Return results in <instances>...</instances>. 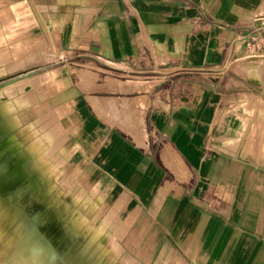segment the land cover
Returning a JSON list of instances; mask_svg holds the SVG:
<instances>
[{"label":"crops","instance_id":"crops-1","mask_svg":"<svg viewBox=\"0 0 264 264\" xmlns=\"http://www.w3.org/2000/svg\"><path fill=\"white\" fill-rule=\"evenodd\" d=\"M263 19L264 0H0V74L35 59L97 66L84 74L106 78L95 85L35 93L68 111L59 139L83 142L84 164L130 207L132 235L169 237L191 264H264V165L253 162L264 117L251 99L264 86L240 66ZM226 68L246 83L206 81ZM40 77L16 85L30 93Z\"/></svg>","mask_w":264,"mask_h":264},{"label":"rangeland","instance_id":"rangeland-1","mask_svg":"<svg viewBox=\"0 0 264 264\" xmlns=\"http://www.w3.org/2000/svg\"><path fill=\"white\" fill-rule=\"evenodd\" d=\"M34 1V0H32ZM247 50V48H246ZM255 57L264 58L262 52H250L247 50L243 58L248 59V62L242 61V65L251 63V59ZM243 60V59H241ZM84 61H63L59 62L54 60H38L35 59L33 62L28 63V68L21 71V68L14 70L10 75L0 74V90L5 87L16 83V82H28L38 75L35 83L36 88L33 92L23 95L18 98L15 97L17 89L14 86L7 87L0 92V97L7 96L9 98H18L15 100L16 105H11L8 102L5 107L8 111H13L16 106H19V114L22 117L24 124L35 125L40 131L44 138V143L48 147V153L53 155L56 159L57 175L56 179L59 184L61 191L63 192L64 198L70 202H79L81 198H87L90 203L98 204L99 209L95 210L93 220L95 223H103L110 231L108 240V246L112 249L114 254L119 256L117 264H191L187 263V254L182 251L181 246L174 244L171 238L163 235L159 236H143V235H132L131 229L127 227L130 225L125 218L130 215V207L125 206L120 193L112 188H107L108 183L105 182V177H102L99 173H93L89 165L84 164L83 150L80 147L83 142H74L68 140H61L62 127H66L68 121V115L66 109H57L52 106L56 104V98H54L51 91L41 92L40 94L35 93V90H43L50 87L52 84H64V85H75L83 90L85 84L95 85L99 83L101 79H106L100 76H85V70L88 68L97 67L95 65H85ZM59 68V73L52 76V69ZM75 69L73 75H69L71 70ZM223 75L221 79H212L211 76H216L217 73H211L206 81L215 88H218L219 82H224L225 86L231 87L243 86L246 82L244 81V75L239 69V79L235 81H229L228 78L232 77L233 73L229 69L222 71ZM162 80L161 78L154 79L155 84H158ZM218 81V82H217ZM192 82L200 83V79H189L183 81V83ZM254 82V81H253ZM249 85V84H246ZM264 86V84H263ZM258 89L255 85L250 89ZM242 88H236V92H239ZM175 84L170 91H178ZM181 91V90H179ZM243 99V97H241ZM255 103V102H253ZM257 104V103H255ZM260 115L264 117V104H259ZM254 114V109H253ZM39 136L38 140L35 141V146L39 145L42 138ZM264 137V130H263ZM238 142V140H236ZM256 145L262 147L261 144ZM219 143L216 142L215 145ZM255 142L253 139L247 143V151H252ZM34 147V146H33ZM264 147V145H263ZM264 150V149H263ZM158 155L159 147L156 145L153 151ZM76 154V156H75ZM158 158V157H157ZM253 162L264 165L263 152L261 156H253ZM169 165V162H167ZM178 165H182L183 162H177ZM177 175L173 174V178ZM179 176V174L177 175ZM181 179V176H179ZM187 179H190V174L187 175ZM105 185L103 188L97 186ZM129 208V209H128ZM128 209V212H125ZM117 224V226H114ZM127 226V227H126ZM105 237V236H104ZM106 238H104V241ZM18 244L10 236V232L3 233L0 239V257L6 255L10 250L17 251ZM134 250H138L137 252ZM115 256V255H114ZM17 262V264H19ZM0 264H5L4 261H0ZM199 264H204L200 261Z\"/></svg>","mask_w":264,"mask_h":264},{"label":"bare ground","instance_id":"bare-ground-1","mask_svg":"<svg viewBox=\"0 0 264 264\" xmlns=\"http://www.w3.org/2000/svg\"><path fill=\"white\" fill-rule=\"evenodd\" d=\"M242 69L250 77L255 72V79L264 84V58L255 57ZM16 84L12 86L17 89L18 98L32 88ZM15 97H0V222L5 220L4 228L0 226V239L3 233L10 232L18 244L17 252H22L28 241L17 221L36 217L42 221L40 232L58 253L55 264H117L107 246L108 236L104 237L100 230L103 223L93 220L99 205L87 198L74 203L64 198L56 179L55 157L48 153L45 143L42 153L34 144L42 136L41 131L33 124H24L19 106L13 111L5 107L8 100L16 105ZM251 99L257 105L264 104L260 97L252 95Z\"/></svg>","mask_w":264,"mask_h":264},{"label":"clouds","instance_id":"clouds-1","mask_svg":"<svg viewBox=\"0 0 264 264\" xmlns=\"http://www.w3.org/2000/svg\"><path fill=\"white\" fill-rule=\"evenodd\" d=\"M252 78H257L256 73H251ZM42 221L36 217L30 219H19L21 231L27 237V245L22 252L10 250L6 255L0 257V261H4L5 264H17L19 261H27V264H32V260L35 258L38 264H55L58 253L51 246V244L40 232V225ZM34 251L38 253L34 257Z\"/></svg>","mask_w":264,"mask_h":264},{"label":"built area","instance_id":"built-area-1","mask_svg":"<svg viewBox=\"0 0 264 264\" xmlns=\"http://www.w3.org/2000/svg\"><path fill=\"white\" fill-rule=\"evenodd\" d=\"M260 26L254 34H250L246 39V48L250 52L264 53V19L260 21Z\"/></svg>","mask_w":264,"mask_h":264}]
</instances>
